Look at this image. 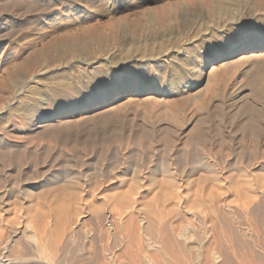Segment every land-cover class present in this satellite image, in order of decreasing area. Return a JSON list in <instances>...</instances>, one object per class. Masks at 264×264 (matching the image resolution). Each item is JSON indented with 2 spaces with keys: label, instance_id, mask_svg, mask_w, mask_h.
<instances>
[{
  "label": "rangeland",
  "instance_id": "1",
  "mask_svg": "<svg viewBox=\"0 0 264 264\" xmlns=\"http://www.w3.org/2000/svg\"><path fill=\"white\" fill-rule=\"evenodd\" d=\"M73 89L81 98L64 100L72 110L52 113L46 135L11 123L22 107ZM13 91L20 96L0 111V130L41 132L54 154L82 153L79 170L120 148L134 164L155 150L156 167L205 147L235 161L251 137L264 143V0H0V101Z\"/></svg>",
  "mask_w": 264,
  "mask_h": 264
},
{
  "label": "bare ground",
  "instance_id": "2",
  "mask_svg": "<svg viewBox=\"0 0 264 264\" xmlns=\"http://www.w3.org/2000/svg\"><path fill=\"white\" fill-rule=\"evenodd\" d=\"M17 91L1 96L0 111L16 102ZM69 95L81 98L76 89L55 90L22 107L11 123L45 133L54 125L52 113L72 110L63 106ZM48 99L55 109L46 110ZM75 103L74 109L82 105ZM40 135L0 130V264H264V143L258 135L235 161L205 147L199 154L178 152L176 162L163 157L156 167L155 150L134 164L120 148L112 161V149H103L92 167L80 170L82 153L56 155L42 146L49 134L44 142ZM145 143L153 149L152 140ZM48 161V169L39 167Z\"/></svg>",
  "mask_w": 264,
  "mask_h": 264
}]
</instances>
